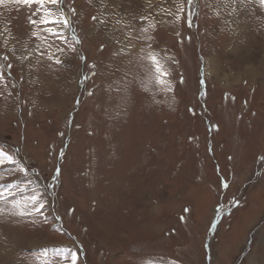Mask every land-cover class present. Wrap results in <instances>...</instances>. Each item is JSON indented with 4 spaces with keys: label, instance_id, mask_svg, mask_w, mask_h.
<instances>
[{
    "label": "rangeland",
    "instance_id": "1",
    "mask_svg": "<svg viewBox=\"0 0 264 264\" xmlns=\"http://www.w3.org/2000/svg\"><path fill=\"white\" fill-rule=\"evenodd\" d=\"M150 2L0 5V264H264V8Z\"/></svg>",
    "mask_w": 264,
    "mask_h": 264
},
{
    "label": "snow or ice",
    "instance_id": "2",
    "mask_svg": "<svg viewBox=\"0 0 264 264\" xmlns=\"http://www.w3.org/2000/svg\"><path fill=\"white\" fill-rule=\"evenodd\" d=\"M11 3H15L18 5H22L25 7L31 8L33 5L36 6L35 11L32 12V14L28 17V21L31 25L34 27H38L40 25H60L62 24L64 27H67L69 24V21L64 15V12L62 8L60 7L63 3V0H9ZM188 4H191L193 0H187ZM254 2H257L261 8H264V0H254ZM5 3V0H0V5H3ZM50 6H55L56 11H53V8ZM149 7H151V2L149 0ZM74 11V10H73ZM161 11L167 12L168 15H173L172 12L161 9ZM179 11H182V9H179ZM39 14V19H33L34 16ZM93 20H96L97 17L93 16ZM141 20L147 21V25L144 27H141L139 31L141 33H148L149 29H152L155 31L157 22L155 20H150L148 16H141ZM176 19H179V16H176ZM101 24L105 23L104 20L99 21ZM121 22L117 20V24H120ZM189 26L191 24L189 23ZM133 29H130L128 33H126V36L130 37L131 32ZM45 31L57 39H62L63 37L60 35V33L57 31V29L52 27L45 28ZM32 36H38V32L33 31ZM41 39H46V37H41ZM140 39L151 41L153 37L151 35H145L141 36ZM148 48H151V44H148ZM62 51V49H61ZM6 60L7 57H4ZM141 59H146L150 62L152 69H154V79L155 83L159 85H164L163 91H171V84L163 79L164 77H167L169 73L165 70L164 64L162 59L159 57V54L154 51H148L147 55L145 57H141ZM61 61L59 59L56 60V63H60ZM11 67V65H9ZM3 82V76L0 75V83ZM151 82V80L149 81ZM145 90L147 91V85H145ZM5 161L9 163H16L12 155H9L7 152H5L2 147H0V164H4ZM21 172H24V168H20ZM59 172V170H57ZM11 187V185H9ZM23 191V189H20ZM5 199L4 194L0 192V200ZM40 195L39 193L33 194L27 198V202L33 205V207L28 210V203H25L23 206L21 204V201H15L13 203L12 209L5 210L3 208H0V214H3L5 211H8L9 214L13 216H24V215H31L32 213H39L40 210L44 207L43 203H40ZM39 204L38 207H35V205ZM73 264H75V258H73Z\"/></svg>",
    "mask_w": 264,
    "mask_h": 264
},
{
    "label": "bare ground",
    "instance_id": "3",
    "mask_svg": "<svg viewBox=\"0 0 264 264\" xmlns=\"http://www.w3.org/2000/svg\"><path fill=\"white\" fill-rule=\"evenodd\" d=\"M207 60H208V63H209V61H210L209 57H208ZM207 66H208V67H206V76L209 77L210 69H209V65H207ZM219 130H220V127H219ZM143 199H144V198H143ZM115 222H116V221H115ZM124 232H125V231H124ZM126 234H127V233H126ZM11 235H12V234H11ZM13 240H14V239H13ZM14 242H16V241H14ZM8 257H9V256H8ZM10 257H11V256H10ZM10 257H9V258H10ZM9 258H8V259H9ZM10 260H11V258H10Z\"/></svg>",
    "mask_w": 264,
    "mask_h": 264
}]
</instances>
